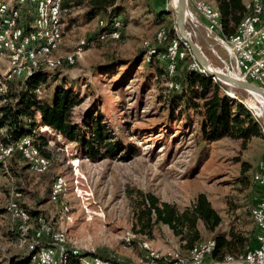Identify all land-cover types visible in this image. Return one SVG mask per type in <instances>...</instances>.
<instances>
[{"label": "rangeland", "instance_id": "1", "mask_svg": "<svg viewBox=\"0 0 264 264\" xmlns=\"http://www.w3.org/2000/svg\"><path fill=\"white\" fill-rule=\"evenodd\" d=\"M148 1L152 6L165 10L164 21L155 23L150 8L145 7L141 0H117L120 7L117 15L121 22L118 37H102L107 35L102 34L98 38L96 33L101 29L98 27L99 19L103 17L85 20L84 6L63 10L59 47L50 55L59 59V64L51 69L43 68L49 77L45 90L41 92L39 87L38 93L50 95L56 82L72 87L83 98L73 108L72 120L80 122L85 110L98 107L115 136L131 154L129 151V156L126 154L121 159H89L76 143L65 140L48 126H40L38 130L48 135L47 169L35 174L21 169V162L16 165L19 172L14 170L6 174L7 160L0 176V264H7L6 259L14 254H25V248L30 251V232L51 224L41 215L31 216L28 234L17 231L16 238L17 221L11 215L9 203L17 192L28 208L47 212L55 223L54 231H60L64 237L61 246L77 249L79 253L105 246L118 258H127L133 264L140 263L151 253L167 258L185 253L179 250L176 238L165 225L153 226L149 234L135 233L132 226L133 198L138 191L150 192L159 201L173 203L178 209L188 205L198 192H202L220 216V230L231 227L248 234L253 228L249 205L256 201L257 194L254 191L246 198V193L249 191L247 183L251 177L255 181L257 165L264 159V104L259 119L248 99L244 98L250 93L227 86L231 93H226L238 95L252 116L259 120L262 136L251 137L244 144L227 137L207 143V157L197 164L200 146L196 134L197 118L191 110L180 112L174 108L170 114L164 101V86H170L163 82L164 74L155 72V67L164 69L163 60L145 66L147 47L153 45L167 20L174 21L176 0ZM5 2L11 6L15 0ZM191 2L209 3L216 9L213 0H187L192 18L185 16L184 27L211 67L233 74L234 71L228 73L227 67L217 57H225L226 60L225 51L220 47V37L204 33ZM29 15H33V9ZM221 37L227 36L221 34ZM174 38L179 40L178 34ZM167 43L164 45L166 48L172 43L171 39ZM186 49L189 61L191 57L193 59L191 64L196 62L188 47ZM183 51H176L180 58ZM111 57L116 61L112 62ZM121 59L126 63L121 64ZM8 70L7 57L0 55V74L5 76ZM58 176L65 180V187L58 200L54 201L51 189ZM19 186L23 188L22 193L15 191ZM63 205L70 214L67 221L63 217ZM199 227L202 229L200 224ZM208 237L203 232V241L211 239ZM54 253L57 254V249ZM63 254L68 258L71 251ZM56 259L59 262L61 258ZM209 260L205 261H212Z\"/></svg>", "mask_w": 264, "mask_h": 264}, {"label": "trees", "instance_id": "2", "mask_svg": "<svg viewBox=\"0 0 264 264\" xmlns=\"http://www.w3.org/2000/svg\"><path fill=\"white\" fill-rule=\"evenodd\" d=\"M141 2L145 7L150 8L155 23L164 21L163 16L166 14L164 9L156 8L155 5L152 6L148 0H141ZM213 2L219 13L221 34L227 37L229 34H234L248 11L244 9L246 3L243 0H213ZM116 3L117 0H61V22L64 9L84 6L85 20H90L96 16L104 18L99 19L103 21L102 25L98 24V27L101 28L98 30L100 32L96 33L99 38L102 34H108L112 29L114 20L117 19L120 22L117 15L120 7ZM15 8L22 13L24 19L26 16L28 22L27 7L15 6ZM173 26L174 21L167 20L165 26L160 29L162 35L157 37V34L153 40V45L147 47L145 51L146 67L151 65L153 61L160 60L158 59L160 56V58H162V55L164 57L165 43L177 35ZM25 27L27 28V26ZM173 34L175 36H172ZM108 40L114 41V39ZM179 46H182L181 41ZM84 47L87 48V45ZM111 59H113L112 62L116 61L115 58L111 57ZM192 60L191 57V61H189L187 55L177 58L175 72L172 74L168 73L163 60L164 69H160L158 66L155 67V72L158 75L164 74L163 82L168 83L170 86H164V101L170 110V114L174 108H177L180 112L191 110L193 116L197 118L198 130L196 134L197 142L200 145L197 152L198 164L207 157L205 144L222 137L238 139L241 144H244L251 137H261L262 131L258 123L259 120L252 116L240 97L236 94L235 96H229L226 93L229 90L225 84L211 78L201 68L191 67ZM120 63L125 64L126 61L121 59ZM43 68L42 66L35 69L28 76L22 75L13 79H6L4 75L0 74V87L2 88L0 98L5 100L0 105V141L10 144L22 136H28L32 139L33 145L38 151L49 157L47 152L48 135L46 132L38 130L40 126H48L56 133L61 134L65 140L76 143L85 157L89 159H121L126 154L129 156L128 152L130 150L126 149L121 140L115 136L114 131L98 107H90L85 110L80 122L72 120L73 108L83 101L80 94L72 87L63 82H56L51 94L42 96L43 93L41 94V92L45 90L49 77L47 71ZM38 87H40V93L36 91ZM21 162L23 163L21 169L29 170L28 164L16 152L10 157L4 172L6 174H10L14 170L19 172L16 170V165ZM247 185L249 191L246 193V198H249V195L256 191L257 184L251 177V181ZM15 189V191L21 193L23 191L20 186ZM21 198H19L20 203L26 208L30 217L36 218L41 215L51 223L43 225L42 228L49 226L53 231L56 230L55 223L49 219L47 212L28 208L21 201ZM253 209L251 203L249 205L250 215H252ZM251 220L254 226L248 234L234 230L231 227L220 230V216L202 192H198L192 201L181 209H178L173 203L159 201L150 192L138 191L133 198L132 226L135 233L149 234L153 226L157 224L165 225L176 238L179 250L186 252L203 242L202 234L204 232L209 235L208 238L214 241V247L206 258L212 260L211 262H220L226 255L244 251L254 245L255 222L253 216ZM199 224L202 229H200ZM39 230L36 229L30 232L31 239L35 232ZM17 231L15 232L16 238H18L19 232ZM19 234L27 235L28 232H19ZM44 246L51 247V243L44 241ZM40 247L42 246L34 245L30 248V251L25 248L27 251L25 254L18 253L7 258V264H28L31 254L39 250ZM70 251L71 256L67 258L66 264H77L78 260L76 258L85 256L98 257L120 264H133L127 258H118L105 246L96 247L93 251H81L80 253L76 249H70ZM64 257L65 255L61 254V259L57 262L56 256L53 264H63Z\"/></svg>", "mask_w": 264, "mask_h": 264}, {"label": "bare ground", "instance_id": "3", "mask_svg": "<svg viewBox=\"0 0 264 264\" xmlns=\"http://www.w3.org/2000/svg\"><path fill=\"white\" fill-rule=\"evenodd\" d=\"M8 0L0 2V55H5L8 59L9 70L7 71L5 78L13 79L18 78L23 75V72H19V67L23 65V56L30 55L31 61L35 62L37 67L44 68H54L59 64V59H54L50 55L54 50L59 47L58 32H60L62 27L61 22V10L60 3L61 0H25L24 6L28 9V14L32 12L33 15H29V21L27 22V28L25 25V19L22 16V13L15 8V6H22L18 3V0L12 2L11 6L8 5ZM250 2V1H249ZM249 2L246 3V7L249 5ZM202 6H206L209 11V15L214 19V26L216 30L221 31V23L219 21V13L214 9L209 3L205 2H195ZM23 7V6H22ZM3 16L5 19H3ZM249 19V10L246 15L243 17L240 25L237 27L234 34H241L245 29V20ZM7 21V22H6ZM27 21V20H26ZM31 21V23H30ZM99 24H103V21L100 20ZM120 22L119 20H114L112 23V29L110 31L117 32L119 30ZM32 28H36V35L31 36L28 39L27 46L23 43H17L18 35L21 34H32ZM121 28V26H120ZM62 35V34H61ZM161 33L157 37H160ZM118 37V36H117ZM229 37V36H228ZM61 39V37H60ZM172 43H169L165 55L168 54V51L171 49L173 53H176L177 49H183V52H180L181 56H184L185 49L187 48L183 42V46H179L180 39H172ZM187 52V49H186ZM177 54V53H176ZM164 55V56H165ZM178 58H180L178 54ZM176 63V62H175ZM191 67H198L196 62L191 64ZM36 68V69H38ZM33 69L29 75L34 71ZM168 70V68H167ZM174 65L171 70H168L169 74L174 72ZM39 87L37 89V92ZM2 88L0 87V92ZM229 92L228 94H230ZM4 99L0 98V105L4 103ZM257 117V116H256ZM20 146V154L23 160L28 164L30 171L34 173H43L49 166V161L46 156L41 154L38 149L33 145L32 139L28 136H22L17 141L6 144L0 141V176L5 167V163L10 157L15 154L12 151L13 146ZM65 187V180L62 176H58L51 189V199L57 201L61 192ZM18 195L20 193H15L13 200L9 203V208L11 215L17 220V230L20 233H27L30 229V215L27 210L18 202ZM13 204V206H12ZM64 206V205H63ZM63 217L67 221L70 219V214L66 206L63 207ZM22 214L23 216H20ZM20 216V217H19ZM253 220L254 219V209L252 212ZM18 218V219H17ZM51 232L54 234V237L60 238V244L65 240L60 231H53L49 226L43 227L41 230L35 232L34 236L31 239L30 248L36 244V238L41 237H50ZM214 247V241L211 239L205 240L199 243L197 246L193 247L191 250L186 251L185 253H177L174 256L170 257H161L156 254H149L148 256L156 257L158 260H166L169 258H183L186 257V264H197L200 261H205L207 256L211 253ZM210 249L209 253H201L203 250ZM249 248L245 249L235 254H228L220 262H214V264H242L245 261L246 252ZM45 250L47 252V264H53L57 254L54 253L55 249H51L50 246H43L39 248L35 253H32L28 264H44ZM77 250V249H76ZM63 254V253H62ZM61 256V255H60ZM78 262L81 264H86V261L90 259L92 264H120L118 262H111L104 260L98 257H77ZM210 261V260H209ZM67 263V257L63 259V264ZM87 263V264H90ZM147 263V256L145 259L141 260L142 264ZM78 264V263H77ZM161 264H170V263H161Z\"/></svg>", "mask_w": 264, "mask_h": 264}, {"label": "built area", "instance_id": "4", "mask_svg": "<svg viewBox=\"0 0 264 264\" xmlns=\"http://www.w3.org/2000/svg\"><path fill=\"white\" fill-rule=\"evenodd\" d=\"M18 3L24 7L25 0H18ZM191 6L192 10L203 19L205 29L208 32L218 33L214 26V19L209 15L207 7L195 2H191ZM244 9L249 10V19L245 20V29L241 34H229V37H221L218 33L220 36V46L224 49L226 54L224 65L227 67L226 69L228 73L229 71H234V73L232 72L233 74L230 73L231 75L250 81L264 89V0H250L249 5ZM3 19H5L4 16ZM24 26H28L26 16ZM173 27H175V25ZM36 34V28H32V34L20 33L18 35L17 43H23L27 46L28 39ZM61 34L62 33L58 32V40H60ZM119 34L120 32L109 31L107 35L102 37H117ZM177 58L178 54L173 53L170 49L167 55L158 59L164 60L168 70H171ZM36 68L38 67L35 65V62L31 61V53L30 55H24L23 65L19 67V72H23V76H28L29 73ZM244 98L248 99L254 110L255 116L260 119L263 107L261 100L252 94H247ZM12 151L20 153V146L14 145ZM254 177L259 190V196L252 204L254 207L255 219L254 245L247 250L245 261L242 264H264V159L258 163ZM20 197L21 196L18 195V198ZM20 216L23 215L20 214ZM44 241L51 243V249H58V257L62 253H70V249L61 246L60 238L54 237L52 232L50 237L36 238L35 246H43L44 248ZM48 251L49 250H45L44 264H47ZM209 252L210 249L203 250L201 253ZM161 263L186 264V257L158 260L156 257L147 256V263L142 264ZM197 264L213 263L200 261Z\"/></svg>", "mask_w": 264, "mask_h": 264}, {"label": "water", "instance_id": "5", "mask_svg": "<svg viewBox=\"0 0 264 264\" xmlns=\"http://www.w3.org/2000/svg\"><path fill=\"white\" fill-rule=\"evenodd\" d=\"M185 16L192 18L187 8V0H176V12L174 16V25H175L177 34L179 36V39L187 45L190 54L193 56L194 60L199 65V67L205 73H207L211 78L217 79L218 81H220L221 83L225 84L228 87H235V88L242 89L256 96L264 104V89L263 88L245 79L232 76L225 72H221L211 67L208 64L199 46L191 40L188 32L185 30V27H184Z\"/></svg>", "mask_w": 264, "mask_h": 264}, {"label": "crops", "instance_id": "6", "mask_svg": "<svg viewBox=\"0 0 264 264\" xmlns=\"http://www.w3.org/2000/svg\"><path fill=\"white\" fill-rule=\"evenodd\" d=\"M243 2L244 3H248V0H243ZM199 25H200V27H201V29L204 31V33H206V34H210V35H215L216 37H220L219 36V34L217 33V32H208L206 29H205V27H204V21H203V19H201L200 17H199ZM221 35V34H220ZM215 37L213 36V39H214ZM215 40V39H214ZM208 45V44H207ZM221 47V46H220ZM218 57V59L221 61V63L222 64H224V61H225V57L224 58H221V57H219V56H217ZM255 194H257V197L259 196V190H258V187L256 188V191H255ZM177 244H178V242H177Z\"/></svg>", "mask_w": 264, "mask_h": 264}]
</instances>
